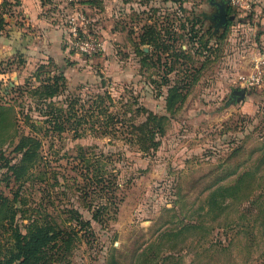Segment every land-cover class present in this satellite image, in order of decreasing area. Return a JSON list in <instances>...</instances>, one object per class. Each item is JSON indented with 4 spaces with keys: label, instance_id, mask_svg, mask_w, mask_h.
Returning a JSON list of instances; mask_svg holds the SVG:
<instances>
[{
    "label": "rangeland",
    "instance_id": "rangeland-1",
    "mask_svg": "<svg viewBox=\"0 0 264 264\" xmlns=\"http://www.w3.org/2000/svg\"><path fill=\"white\" fill-rule=\"evenodd\" d=\"M228 1L235 19L217 32L202 19L213 12L208 0L0 2L3 34L59 32L53 57L0 62V197L17 210L23 233L34 219L75 230L70 254L52 264H264V2L245 12ZM30 14L48 27L31 26ZM149 26L166 51L140 44ZM87 41L99 50L82 53ZM251 76L259 81L249 85ZM53 78L58 93L41 96ZM238 89L240 101L231 96ZM105 94L108 116L165 118L156 149L142 151L124 131L112 135L89 121L79 137L46 123L58 109L70 115L74 101L86 112ZM23 137L40 141L42 159L17 179ZM80 151L100 164H79ZM97 165L115 179L117 210L102 223L91 209L107 202L86 175ZM74 211L90 230L77 226ZM5 231L0 247L9 244Z\"/></svg>",
    "mask_w": 264,
    "mask_h": 264
},
{
    "label": "trees",
    "instance_id": "trees-1",
    "mask_svg": "<svg viewBox=\"0 0 264 264\" xmlns=\"http://www.w3.org/2000/svg\"><path fill=\"white\" fill-rule=\"evenodd\" d=\"M2 27L3 22L1 20L0 31ZM160 36L159 31L157 32L153 27L149 26L145 29L144 34L141 35L140 44L153 45L157 50L163 48L166 51V47L162 46V38ZM59 89L58 79L53 78L52 81L42 86L38 93L41 96L51 98L58 93ZM175 91L176 89L171 91L170 102H173L179 95ZM105 101L111 102L112 100L107 95L106 97L96 95L94 102L89 105L86 112L84 108L76 109V102L74 101L70 108V115L68 110L58 109L59 113L50 116L46 123L58 134L72 129L76 133L75 135L79 137L81 134L78 133V129L83 123L89 121L98 127L106 126L107 128L103 132L112 135L124 131L123 133L126 134L125 141L136 145L142 151L157 148L159 142L156 136H162L165 132L166 122L164 117L151 114L146 121L136 124L131 119L125 120L118 115L108 116L106 113L109 107L104 105ZM88 112L90 115H87ZM118 124H120V127ZM34 127L35 125L33 124ZM39 143L40 141L36 137L22 138L19 150L24 152L21 153L22 158L18 163L20 165L13 171L17 179H21L23 174L25 176L30 166L41 162L42 157L40 149H38ZM76 157H78L79 164H100L98 158L90 161V157H87L82 151ZM101 172L102 168L99 165L88 168L86 172V175H91L87 180H90L94 187L93 193L96 196L99 195L101 199L107 202L106 204L100 202L91 209L92 219L98 223H102L111 216L109 214L110 209H112L113 213H116L117 210L115 204L110 200V196H113L114 193V176L111 174L109 178L105 179L104 173ZM16 212L17 210L9 205L8 199L0 197V236H3V232H6L5 230L8 226L11 228L9 244L0 247V264H52L54 257L66 258L70 254L74 239L77 236L74 229L59 228L58 225L50 221L40 222L38 219H34L26 227L25 233H23L18 229L17 225H14ZM73 214V219L77 222V226L80 229L90 230V222L88 220H83L77 211H74ZM108 264H116V262L111 260Z\"/></svg>",
    "mask_w": 264,
    "mask_h": 264
},
{
    "label": "crops",
    "instance_id": "crops-1",
    "mask_svg": "<svg viewBox=\"0 0 264 264\" xmlns=\"http://www.w3.org/2000/svg\"><path fill=\"white\" fill-rule=\"evenodd\" d=\"M1 1L2 0H0V2ZM252 1H258V6L255 5V8L253 7L254 8L253 10L256 9V11H259V5H260L259 1L264 2V0H252ZM23 2L29 4L28 3L29 0H23ZM262 17L264 20V14ZM28 18H30L29 22L31 23V26L39 25V27L41 28L48 27L47 23L43 21H37L36 15L34 18L33 15L30 14V17L28 16ZM57 33L59 32L51 30L50 33L43 35L42 37H37L35 36V34L32 33L25 34V31L22 32L21 30H17V29L16 30L10 29L6 31L4 34L2 31H0V62L3 60H7L17 54H21L26 58L27 57L35 58L38 55H42L45 57H53L57 49L58 50L60 49L59 48L60 39L58 36L59 34Z\"/></svg>",
    "mask_w": 264,
    "mask_h": 264
},
{
    "label": "water",
    "instance_id": "water-1",
    "mask_svg": "<svg viewBox=\"0 0 264 264\" xmlns=\"http://www.w3.org/2000/svg\"><path fill=\"white\" fill-rule=\"evenodd\" d=\"M228 4H229L228 0H220L219 2H215L214 4H212L217 8V14H213L209 19L212 22L217 21V23L215 24L216 28L218 26H225L228 21H233L235 19L234 15L229 16V20L227 19ZM235 92H238L237 93L238 97H237L236 101H240V100L244 99V96H245V90L244 89L234 90L231 93V96H236V94H234Z\"/></svg>",
    "mask_w": 264,
    "mask_h": 264
},
{
    "label": "built area",
    "instance_id": "built-area-1",
    "mask_svg": "<svg viewBox=\"0 0 264 264\" xmlns=\"http://www.w3.org/2000/svg\"><path fill=\"white\" fill-rule=\"evenodd\" d=\"M230 2L233 5H237V7L242 8L243 11L246 12V11H250L252 0H230ZM79 50L82 53H85L87 55H91V54H93L99 50V44L89 43L88 41L82 42L79 44ZM246 81L249 85H252L254 83H257L259 81V78L256 76H251V77L247 78Z\"/></svg>",
    "mask_w": 264,
    "mask_h": 264
},
{
    "label": "flooded vegetation",
    "instance_id": "flooded-vegetation-1",
    "mask_svg": "<svg viewBox=\"0 0 264 264\" xmlns=\"http://www.w3.org/2000/svg\"><path fill=\"white\" fill-rule=\"evenodd\" d=\"M208 2H209V4L210 5H212V4H214L215 2H219V0L217 1V0H208ZM213 6V12L210 14V15H205L204 13L202 14V19H203V22H204V19H207V20H209V18L213 15V14H217V8L214 6V5H212ZM229 12H228V8H227V19L229 20V16H231V14H228ZM230 21H228L227 22V24L229 23ZM217 23V21H215V22H211V25L213 26V28H214V31L215 32H217L220 28H223L224 26H218L217 28L215 27V24ZM226 24V25H227ZM237 93L238 92H235L234 94H236L237 95Z\"/></svg>",
    "mask_w": 264,
    "mask_h": 264
}]
</instances>
